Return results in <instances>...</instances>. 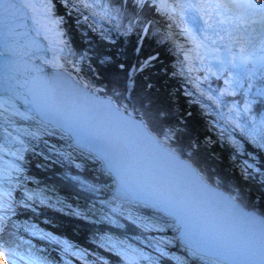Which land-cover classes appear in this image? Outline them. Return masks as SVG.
<instances>
[{
  "label": "snow or ice",
  "instance_id": "snow-or-ice-1",
  "mask_svg": "<svg viewBox=\"0 0 264 264\" xmlns=\"http://www.w3.org/2000/svg\"><path fill=\"white\" fill-rule=\"evenodd\" d=\"M61 3L70 11L87 10L85 22L89 17L95 18L93 24L99 20L115 21L123 35L137 29V48L146 35L157 37L158 43H168L178 58L183 57L178 59L179 73L187 77L200 97L217 108H225L222 102L225 95L242 90V105L227 106L226 114L218 113L224 120L220 137L237 152L241 151L242 143L234 134L264 152V111L259 115L253 113L251 105L256 101L249 99L250 90L255 87L251 95L264 104V83L259 87L254 83L264 81V0H113L112 3L61 0ZM54 7L53 0H0V19L9 22L0 36V67L6 74L3 88L6 95H0V129L4 132L0 141V259L4 264H17L18 259H25L19 249L25 244L31 247L30 241L17 235L20 228L30 236L54 243L60 252L57 264H108L96 253L43 232L35 224L28 221L20 224L12 219L17 206L33 213L37 206L55 207L42 191L24 188L22 180L28 177L23 176L24 169L17 163L31 150L25 138L40 140L44 136L70 142L67 146L71 151L58 152V156L74 167H80L73 155L77 153L112 178L110 185H104L108 195L98 201L99 208L93 202L85 211L73 209L71 214L84 220L92 215L97 218L90 222L107 226L93 233L91 242L115 257L116 264H264V213L249 210L240 189L229 186L221 191L219 181L205 173L195 159L196 145H183L179 141L181 129L177 124L167 123L168 112L151 96L150 83L145 81L137 91L134 73L153 63L155 57L149 54L139 67L134 65L122 76L123 63L102 52L94 53L93 63L98 68L91 71L111 69L107 74L114 84L110 94L103 88H95L78 75V65L84 57L77 58L63 39L59 27L63 18L54 16ZM153 9L163 18L159 26L146 20L145 10ZM22 12L31 14L37 36L43 35L49 41V50L54 54L42 59L41 64L54 71L51 76H33L14 89L13 72L19 68L21 56L28 53L13 46L10 25ZM122 17H127L126 25L119 23ZM211 77L224 82L218 92L201 88ZM245 81L248 87L242 89ZM133 92L135 96L131 95ZM126 98L134 99L136 104L126 103ZM203 107L207 109L208 105ZM89 116L110 127L130 130L138 144L172 166L171 181L164 187H156L130 180L125 173V154L86 125ZM13 117L32 124L17 125ZM228 128L231 131L225 137ZM253 174H258L264 183V172L245 163L242 175L247 178ZM69 179L84 191L99 192L96 185L79 176ZM16 188L22 191L20 200L12 197ZM140 208L148 210V214L138 211ZM206 213L233 227L225 233L208 229L202 222ZM165 229H171L173 235H148L163 233ZM129 232L138 234L129 236ZM174 243L180 245L179 254L170 251ZM27 264L53 262L28 252Z\"/></svg>",
  "mask_w": 264,
  "mask_h": 264
},
{
  "label": "trees",
  "instance_id": "trees-1",
  "mask_svg": "<svg viewBox=\"0 0 264 264\" xmlns=\"http://www.w3.org/2000/svg\"><path fill=\"white\" fill-rule=\"evenodd\" d=\"M53 2L55 5L53 12L63 18V22L60 26L63 32V39L67 42L71 51L76 54L77 58L81 56L84 57L78 66L80 71L86 77V80L90 81L95 88H103L108 94H110L114 84L111 76L107 74L111 69H106L104 72L98 70L95 73L91 71V69L98 68V64L93 63L94 53L102 52L112 56L118 63H123L125 69L122 70V76H124L126 75L127 69H131L134 65L139 67L141 60L145 59L149 54L155 56L153 54L158 52L159 55L157 54L155 56V61L153 63L141 71L134 73L132 79L135 83L136 89L138 91L140 86L147 81L152 85V88L150 89L151 96L159 102L162 107L167 104V99L170 95L173 100L174 95H176L178 100H176L175 107L184 112V105L182 103L183 98L180 94L184 89L182 88V86L185 85L184 78L179 76H169L171 71L174 72L172 65V57L174 56L168 53L166 46L157 42L155 36L146 35L145 40L142 41L137 48V29L134 28L132 32L128 33V35H123L117 30L115 21L108 22L106 20H99L97 23L93 24L92 21L95 18L89 17L88 22H85L83 16L89 15L87 10H69V13H66L65 10H67V8L63 6L61 0H53ZM112 2L113 0H109V3ZM129 7L131 8V5ZM153 14V11L149 13L145 10L146 17L148 16L151 20L154 19ZM119 23L126 25L128 23L127 17H122ZM90 24H92V27L89 26ZM93 27L96 28V31H93ZM185 80L187 79L185 78ZM259 81L260 80L254 82L256 87H259L264 83L263 81ZM206 83L214 92H218L221 87H224L223 80H217L215 77L210 78ZM244 84L246 85L245 88H247L248 85L246 81ZM191 92L196 95L194 91ZM252 92H255V87L252 88L249 93V99H255L256 101L251 105V111L259 115L261 111H264V104L261 103L260 98L253 97L251 95ZM131 95L135 96V92L131 93ZM196 101L201 100L198 99ZM125 102L130 105L136 104L134 99L126 98ZM222 102L224 103L225 108H214L212 105L202 102L204 105L207 104L208 108L205 109L203 104L200 103V108L197 112H194V110L192 111V108L189 106V109L195 113L190 120H186L185 117L183 118V120L189 121L187 127L189 134L183 130L178 134V139L183 145H196L193 152L197 163L208 176L219 181L221 186L226 188L227 185L233 188H238L241 192L245 186L247 189L243 193V200L246 199V195L256 194L257 198L261 197L264 201V183H261V178L258 174L249 175L247 179L241 175L240 181L242 180L243 182L237 185L235 183L239 181L232 182L228 178L227 174L230 171L225 172V170L222 169L223 173H221L218 168L219 164L217 165L215 162H211L210 159L204 158L203 154H200L201 144L204 145L205 143H203L200 138L203 137L201 134L200 137L193 136L196 129L204 136L208 135L209 137L210 135L212 144H216L220 152L223 153L226 151L225 153H231L233 156L232 159L234 160V162L231 161L233 168L228 165L229 169L230 167L233 169L231 172L236 173L239 171V168L243 171L244 165L242 159H244V157L242 154H249L250 156L248 159L256 164V167L254 168L258 169L259 172H264V152L253 148L250 144L244 141L243 138L239 137L238 134L234 135H236L237 139L241 140V151L237 152L234 148L230 149L226 139L220 137V131L210 124L211 122L216 123V127L223 126L224 120L218 115L219 110L222 109L227 112V106L242 105L244 103V92L242 90H237L235 95H225ZM171 114L172 112H168L167 123L173 124L174 121L169 117ZM204 117L208 120L203 121ZM202 121L204 127L200 124ZM17 123L23 125L27 124L28 121L21 120ZM230 131V128H228V131H225V137L228 136ZM1 132L2 129H0V133ZM45 141H47V143H45ZM29 145L31 150L24 153L22 161H17V163H20L21 167L24 169L23 176L28 177L26 181L22 180L23 186L29 191H42L43 195L49 197L55 204V207L37 206V211L33 213L30 210H25L17 206L12 219L20 224H23L25 221H28L29 224H35L37 228L43 232L58 236L62 240H67L70 244L79 246L81 249H87L89 252H94L107 260L108 264H116L115 257L110 256L102 249L97 248L91 242L92 234L103 231L107 226L103 223L97 224L90 222V220L97 218L95 216L90 215L89 220H84L71 214L73 209H79L82 212L85 211L93 202H96V207L99 208L100 205L98 201L100 199H106L108 195L104 185H110L112 178L100 172L97 165L91 160H88L77 153H73V155L76 157L75 163L80 165L79 168L74 167L72 163L59 157L58 152L67 149L68 151H71V149L67 146L68 141L61 140L58 137L44 136L38 141L30 140ZM63 145L67 147L64 148V150L59 149ZM71 176H79L81 179L96 185L99 188V192L90 193L84 191L69 179ZM257 190H260V193H254ZM22 195L20 188H16L12 192L14 200L22 199ZM56 201H60L61 203H55ZM259 201L253 198L251 201L249 200L247 204L251 208H258L264 213V205ZM138 211L148 214V210L143 208L138 209ZM16 232L22 240L30 241L31 244V247L27 244L21 246L19 251L25 256V259H18L17 261L19 263L17 264H27L28 252H33L36 256H42L52 261L53 264H57L60 252L54 243L42 240L39 236H30L23 230V228L16 230ZM135 234L138 233H128L129 236ZM148 235H164L171 237L173 232L171 229H165L163 233H148ZM133 243L138 242L133 241ZM179 249L180 245L174 243L170 248V251L179 254ZM91 258L92 257H89V259ZM164 264H168V262H164Z\"/></svg>",
  "mask_w": 264,
  "mask_h": 264
},
{
  "label": "water",
  "instance_id": "water-1",
  "mask_svg": "<svg viewBox=\"0 0 264 264\" xmlns=\"http://www.w3.org/2000/svg\"><path fill=\"white\" fill-rule=\"evenodd\" d=\"M31 21L32 17L30 13L28 15L27 12H22L18 14L17 19L11 21L10 25L17 41L22 43L21 36H24L22 38L24 44H22L23 47L21 49L26 53L30 51L34 45L42 44L41 39L39 41L35 39L37 36L33 34V25ZM7 22L8 21L4 19H0V32L2 34L5 31L3 27L9 25V22ZM24 32L30 33L29 36L24 35ZM17 63L19 68L13 72L12 85L14 89L19 85L24 84L26 80L30 81L33 76H51L54 71L53 69H50L49 66L41 64V61L39 62V60L29 61L26 56H21V59ZM37 68L42 69V72H37ZM5 81V71L0 67V95H6L3 90ZM17 107H20L18 102ZM21 110L23 109L21 108ZM86 125L91 127L93 131L98 132L111 142L115 143L125 154V173L130 180L151 184L156 187H164L171 181L172 166L165 161L163 157L152 153L150 150L138 144L134 138V134L130 130L110 127L91 116L87 118ZM68 143L70 142L68 141ZM220 190L226 191L221 187ZM202 222L208 229L217 230L222 233L227 232L229 228L233 227L229 222L221 220L218 217H213L210 213L203 215Z\"/></svg>",
  "mask_w": 264,
  "mask_h": 264
},
{
  "label": "rangeland",
  "instance_id": "rangeland-1",
  "mask_svg": "<svg viewBox=\"0 0 264 264\" xmlns=\"http://www.w3.org/2000/svg\"><path fill=\"white\" fill-rule=\"evenodd\" d=\"M65 12L66 13H69V9L65 10ZM166 50L168 51V53H170V55H173L174 51H171L170 50V46H166ZM157 54H158V52L157 53H154L153 55L156 56ZM173 70H174V72L171 71L169 73V76H171V77L179 76L178 75L179 74L178 70L175 69V68ZM173 73H175V75H173ZM189 83H190V81H189ZM202 89H205V88H202ZM186 93H191V92L188 89V87L185 85L184 89L180 92V94H181V96L183 98V102L182 103L184 105V108H183L184 109V112H182V110L180 111L178 109L173 110L174 108H176L175 107L176 106V102H177L176 100H178V97L176 95H174V100H173L172 96L170 95L168 97V99H167V104L164 105L163 108L167 112H172V114L169 115V117H170V119H172L174 121L173 124H177V126L181 129V131L184 130L185 132H187V134H189L188 133V130H187L189 121H186V120H190L191 117H193L195 115V113H193L192 111L194 110V112H197L199 110V108H200V103H202V102L205 103L206 101H204V98L203 97H200L199 96L198 92H196V97L199 100H201L202 102L201 101H196L198 99H195L193 97V95H187ZM210 105H212V107L215 106L213 104H210ZM189 106L192 108V111L189 109ZM201 107H202V104H201ZM184 117H185L186 120H183ZM13 120L15 121V123L17 125H20V126H27V125H29L28 123H32V122L28 121L27 124H23V125L18 124L17 122H20L21 121L18 117H13ZM200 124H201L202 127H204L203 122H201ZM208 129H209V127H208ZM8 130L11 131L10 128ZM195 131L196 132L194 133L193 136L194 137H200V134H201L203 137H200V138L202 139V142L206 144V145L205 144L204 145L201 144L200 154H203V157L204 158L210 159L211 162H215L217 165L219 164L218 168L220 169L221 173H223L222 172V169L225 170V172L230 171L227 174V176H228V178L232 182L239 181V182H236L235 183L237 185H239V183H242L243 181L242 180L240 181V178H241V175H242L241 168H239L238 173L237 172L236 173L231 172V171H233V169L230 167V166H233L232 163H231V161L234 162V160L232 159L233 156L231 155V153H225L226 151H224L223 153L220 152L218 146L216 144L214 145V143L212 144V140H210V135H209V137H208V135L207 136H204L202 133H199V131L197 129ZM209 132H211V131H209ZM3 139H4V132L2 130V132L0 133V141H3ZM25 139H27L28 142H30V140H31L30 138H25ZM36 141H38V140H36ZM227 144L229 145V148L230 149H233V147L228 142H227ZM66 147L67 146L63 145L59 149L64 150V148H66ZM64 151H68V149L67 150H64ZM195 152L197 153L196 150H195ZM242 156L244 157V159H242L243 165L245 163H248V164H252L253 167H256L255 166L256 164H254L251 160L248 159L249 156H250L249 154H242ZM6 159H11V158L10 157H6ZM228 165H230L229 167H230L231 170L228 168ZM246 189H247V187L244 186V188L242 190V194L246 191ZM254 193H260V190H257ZM253 198H255L258 201L260 200L259 202L264 205V201L261 199V197L260 198H257L256 194H252V195H248V196L246 195V199L248 201L249 200L251 201ZM17 263H19V262L17 261ZM0 264H4L3 259H0Z\"/></svg>",
  "mask_w": 264,
  "mask_h": 264
},
{
  "label": "bare ground",
  "instance_id": "bare-ground-1",
  "mask_svg": "<svg viewBox=\"0 0 264 264\" xmlns=\"http://www.w3.org/2000/svg\"><path fill=\"white\" fill-rule=\"evenodd\" d=\"M36 2H39V0H36ZM28 15H29V13H28ZM31 15V14H30ZM146 18H148V16L146 17ZM32 22V25H33V21H31ZM32 30H33V34L34 35H36L37 36V34H36V28H35V26L33 25V28H32ZM40 36H42L43 37V35H40ZM39 36H37V38H38ZM49 42L48 40H45L44 38L42 39V42H44V43H47V42ZM33 50L31 49L30 51H28V55L26 56L28 59H29V61L30 60H33V54L32 53H30V52H32ZM22 53H25L24 51L22 52ZM51 55H53V53H52V51H50L49 53H47V54H44V53H42V52H39V54L38 55H35L34 56V58H38V59H44V58H47V57H50ZM174 57H172V62L173 63H177L176 61H178L177 59H180V60H182V58L181 57H177L175 54L173 55ZM173 63H172V65H173ZM179 65V64H178ZM177 65V66H178ZM199 75L201 74V76L203 75V73H198ZM212 78V77H211ZM210 80V79H209ZM208 80V81H209ZM260 82V81H259ZM264 82V81H263ZM261 84V83H260ZM201 87L202 88H204L202 85H201ZM241 87L242 88H245L246 87V85L243 83L242 85H241ZM192 91H194L195 93L196 92H198L197 91V89H192ZM204 101H206V103H208V104H211V102L210 101H207L206 99H204ZM203 105H204V103H202ZM230 106H232V105H230ZM214 108L216 107V106H213ZM219 113H227V112H225V111H223L222 109H220L219 110ZM223 125H224V123H223ZM232 168H233V166H232ZM249 208H251V207H249Z\"/></svg>",
  "mask_w": 264,
  "mask_h": 264
}]
</instances>
